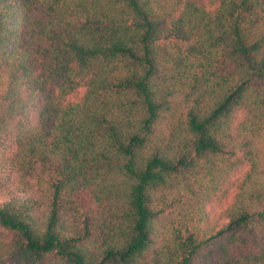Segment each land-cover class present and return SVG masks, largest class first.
Returning <instances> with one entry per match:
<instances>
[{
  "label": "trees",
  "instance_id": "1",
  "mask_svg": "<svg viewBox=\"0 0 264 264\" xmlns=\"http://www.w3.org/2000/svg\"><path fill=\"white\" fill-rule=\"evenodd\" d=\"M0 264H264V0H0Z\"/></svg>",
  "mask_w": 264,
  "mask_h": 264
},
{
  "label": "rangeland",
  "instance_id": "2",
  "mask_svg": "<svg viewBox=\"0 0 264 264\" xmlns=\"http://www.w3.org/2000/svg\"><path fill=\"white\" fill-rule=\"evenodd\" d=\"M200 1H202V0H200Z\"/></svg>",
  "mask_w": 264,
  "mask_h": 264
}]
</instances>
